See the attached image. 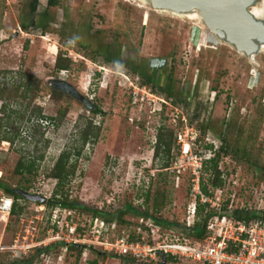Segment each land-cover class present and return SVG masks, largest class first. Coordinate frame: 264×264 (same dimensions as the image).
Returning <instances> with one entry per match:
<instances>
[{"label": "rangeland", "instance_id": "rangeland-1", "mask_svg": "<svg viewBox=\"0 0 264 264\" xmlns=\"http://www.w3.org/2000/svg\"><path fill=\"white\" fill-rule=\"evenodd\" d=\"M33 2L0 0V179L52 199L59 182L52 175L59 157L82 148L79 159L74 156L70 162L77 161L76 171L60 196L115 211V219L120 209L132 204L166 221L188 225L196 202L192 155L205 159L221 152L223 191L213 187L212 163L201 169L202 182L214 196L225 201L235 198L236 206L264 208V17L257 19L261 36L256 51L249 54L226 40L212 47L210 32L203 20L201 25L193 18L198 17L194 12L157 10L151 0H60L54 7L49 0H39L34 16L39 26L26 30L23 23L30 20ZM261 3L253 0L249 10ZM196 25L202 34L195 46ZM108 54L133 59L150 73L152 60H166L160 66V85L145 83L120 60L107 61ZM59 57L69 64L65 73L57 67ZM258 74L259 82L251 86ZM54 80L61 83L54 85ZM169 84L174 85L173 97L162 91ZM89 122L99 127V137L83 145ZM162 132L164 139L173 138L172 150L157 157ZM182 133L194 138L199 134L189 141V155L184 154L185 143H179ZM21 161H35L38 170L32 175L20 173ZM2 194L6 193L0 188ZM156 198L162 207L158 212ZM19 204L20 217L2 221L0 214V244L19 241L16 251L0 253L4 264L27 260L37 248L57 244L49 241L55 208L48 201L40 205L28 198ZM71 211L70 218L82 233V256L63 244L43 253L34 264L95 260L143 264L126 261L108 251L105 243L132 233L153 244L180 235L132 214L125 217L133 222L129 226L109 223L93 212ZM69 213L58 211L63 224ZM158 260L144 264H161ZM168 264L196 263L169 260Z\"/></svg>", "mask_w": 264, "mask_h": 264}, {"label": "built area", "instance_id": "built-area-1", "mask_svg": "<svg viewBox=\"0 0 264 264\" xmlns=\"http://www.w3.org/2000/svg\"><path fill=\"white\" fill-rule=\"evenodd\" d=\"M66 71L63 70L62 73ZM192 133L195 132L193 131ZM198 135L196 133L197 138H194L189 133L180 134L179 143H185L184 154H190L191 144L189 141L191 139L197 140ZM192 159L194 161L193 181L196 202L192 204L193 208L190 210L191 218L188 226L194 225L196 221L195 216L197 215L198 202L210 204L218 212V215L211 220L208 226V236L203 241L193 242L184 234H180L175 240L172 239L171 241L164 242L154 240L156 244H153L145 236H142L137 241H132L130 235H123L115 243L106 242L105 248L108 251L114 250L120 256H131L143 264L147 262L156 263L158 259L159 262H162L164 256L196 264H264V218L252 220H248L247 218L237 219V207L231 206L228 210H225V200L221 196L205 194L202 190L201 169H203L205 161H207L206 159L212 158L204 159L202 156L192 155ZM222 191L223 188L218 189V192ZM14 204L15 198L13 196L8 194L0 196V214L2 218L8 217L9 219L12 215ZM249 209L252 211L257 210L258 213L264 210L260 206H252ZM62 210L60 207L55 208L56 218H54L53 227L49 230V241L58 243L63 240L66 246L71 244L83 245L81 244L82 233L79 231L80 228L70 218L72 211L70 210L69 216H67L63 224L60 221V214H58V211ZM18 242L12 246L0 244V253L4 251H16L19 248Z\"/></svg>", "mask_w": 264, "mask_h": 264}, {"label": "trees", "instance_id": "trees-1", "mask_svg": "<svg viewBox=\"0 0 264 264\" xmlns=\"http://www.w3.org/2000/svg\"><path fill=\"white\" fill-rule=\"evenodd\" d=\"M60 0H49V6L54 7L58 5V2ZM38 4H39V0H34L33 4H32V10H31V14H30V20H27L23 23V27L28 30L30 29V27L33 26H39V23L34 19V16L37 15L38 13ZM44 16H46L48 13L45 12L43 14ZM61 57L58 58L57 60V67L59 70L63 71V70H67L69 69V64H64L63 62H61ZM106 60L107 61H112V60H120L121 62H124L127 66H129L135 73H140L143 76V79L145 81V83H150V84H154V86H159L160 85V79H157V72L155 73H150L148 70H142L139 66L136 65V61L133 59H128L127 61L122 58L120 55L117 56H110L109 54L106 55ZM162 91L164 93H166L169 97H173L174 96V89L171 86L168 87H163ZM100 110L97 109L96 113H99ZM92 123L89 122V125L87 127H85V130L83 131V137H82V141H83V145H85L90 138L94 139L93 141H97L98 137H99V127L98 126H91ZM163 129V128H162ZM9 138L7 136H5L4 138H2V140L6 141ZM172 140L173 138H170V140H166L164 139V134L163 132L159 134V139L157 141V151H156V155L157 157L160 156L162 154V151L170 154L171 150H172ZM211 148H214V146H210ZM222 150H225V147L223 146L221 148ZM82 148H74L72 151H65L61 154V156L59 157L54 169H53V177L58 179V184L54 193V197L52 199L48 200V204L54 208L56 207H60L62 209H67V210H81V211H89V212H93L97 215H99L98 218H103L105 219L107 222H114L116 221V223H120L123 224L125 223L126 225L131 226L133 224V222H129L125 219V217L128 214H132L134 216L140 217L141 219H148V220H152L155 224L164 227V228H169V229H175L179 232V234H184L187 238H189L190 240H192L193 242H199V241H203L209 233L208 230V226L211 222L212 219H214L217 215L218 212L211 207L210 204H202L200 201L198 202V206H197V215L199 216V218L195 221L194 225L192 226H188L186 224L181 225L177 222H169L166 221L162 218H160L159 216L155 215L154 213H150L149 210H145L142 211L138 208H136L134 205L132 204H128L125 208H122L119 210V218L115 219L116 216V212H104L105 210H99L97 208H93L91 206H88L87 204L83 203V202H79L77 200H71L68 196L67 197H63L60 196V192L62 190V188L64 187V185L69 181V178L74 175L75 171H76V167H77V161L76 163H74L73 165H70V162L72 161V158L75 156L76 159L78 160L79 157L82 155ZM221 157V152H217L216 156L212 159H210L209 161H205V167L209 168V165L212 163V169L214 170V175L215 176V180L213 182V187L218 190L221 188H224L226 185V181L223 178V173L222 171L219 169V158ZM166 167H168V164H165ZM38 170V166L36 164L35 161H21L20 165L18 167V171L20 173H29L30 175L36 173V171ZM0 188L8 195L13 196L15 199V204H14V208H13V212L12 215L16 216V217H20L23 211L22 206L19 204V200L23 199V198H27L25 196V193H29L27 192V188H15L13 186H10L8 184H6L2 179H0ZM202 190L205 194L208 195H213L214 196V192L212 190H210L208 188L207 185H205L204 182H202ZM258 191V190H257ZM257 194V192L255 193ZM257 196V195H256ZM40 205H42L43 203L38 202ZM231 206L237 207V211H236V217L237 219H244L247 218L248 220H252L255 218H264V210H262L260 213H258L257 210H250L249 206H236L235 205V198H228L225 202H224V208L225 210H228ZM154 209L158 212L162 209L161 207V203L159 201V199L156 198L155 200V204H154ZM143 223V222H142ZM141 226H144V224H141ZM149 232L152 231V229L147 228ZM123 236V235H122ZM141 235H136L135 233L130 234V239L132 241H137L141 238ZM66 243L60 242L51 246H47V247H42V248H37L35 250V252L33 254H31V256H29V258L27 260H16L14 261L12 264H34V262L36 260H38L40 258V256L45 253V252H49L52 250V248L58 246V245H63ZM67 248H71L73 250H77L78 251V257L80 258L82 256L83 251L81 250L82 246L78 245V244H71L68 245ZM0 258H1V254H0ZM124 258H126V261H131V262H136L138 260L132 258L131 256H124ZM169 260L172 261H181L180 259H176L174 257H170L168 256ZM0 264H4V259L1 258V262ZM93 264H98V261L95 260L93 262Z\"/></svg>", "mask_w": 264, "mask_h": 264}, {"label": "water", "instance_id": "water-1", "mask_svg": "<svg viewBox=\"0 0 264 264\" xmlns=\"http://www.w3.org/2000/svg\"><path fill=\"white\" fill-rule=\"evenodd\" d=\"M152 5L159 10H170L179 13L197 11L210 32L209 40L217 46L221 40L233 44L241 52L252 54L257 49V40L261 36V26L249 6L253 0H151ZM202 28L195 26L192 42L198 44ZM159 59L152 60V65ZM166 64V60H162ZM59 81V82H58ZM65 81H62V83ZM61 83L54 80V85ZM32 201L47 203V198L40 194L25 193ZM164 256L161 264H168Z\"/></svg>", "mask_w": 264, "mask_h": 264}, {"label": "flooded vegetation", "instance_id": "flooded-vegetation-1", "mask_svg": "<svg viewBox=\"0 0 264 264\" xmlns=\"http://www.w3.org/2000/svg\"><path fill=\"white\" fill-rule=\"evenodd\" d=\"M261 4H264V0H262V3ZM254 8V7H253ZM253 8H252V10H253ZM256 17V16H255ZM204 22V21H203ZM196 26H198V25H196ZM203 26H206V24H205V22H204V25ZM193 33H194V29H193ZM193 33H192V38H193ZM195 46L196 45H198V44H195L194 42H192ZM221 42H219L218 43V45L220 44ZM217 45V46H218ZM212 47H216V46H213V45H211ZM108 53H109V51H108ZM163 65V62L161 61V60H158L156 63H155V65L153 66L152 65V63H151V66H152V72H151V74L152 73H155V72H157V79L156 80H158V79H160V77H159V74H160V72H161V68H160V66H162ZM139 66V65H138ZM140 67V66H139ZM163 67H164V65H163ZM141 68V67H140ZM136 74H138L139 76H142L140 73H136ZM254 77L255 76H253L252 77V79H251V83H250V85L251 86H254V84L256 83H258L259 82V80H260V75L258 74L255 78V80H253L254 79ZM154 85V84H153ZM169 86H171V87H173V89H174V85H170L169 84Z\"/></svg>", "mask_w": 264, "mask_h": 264}, {"label": "bare ground", "instance_id": "bare-ground-1", "mask_svg": "<svg viewBox=\"0 0 264 264\" xmlns=\"http://www.w3.org/2000/svg\"><path fill=\"white\" fill-rule=\"evenodd\" d=\"M157 10H159V9H157ZM173 12V11H172ZM195 13V14H193V16H198V17H193L194 19H197L198 21L197 22H199L201 25H202V17H201V15L199 14V12H197V11H192V12H189V13ZM252 12H253V14H254V16H256V18L257 19H260V18H262V17H264V4H260V5H257V6H255L254 8H253V10H252ZM173 13H175V14H183V13H179V12H173ZM191 16V15H190ZM203 26V25H202ZM205 29H207L205 26H203ZM208 30V29H207ZM207 32H209V31H207ZM264 46V45H263ZM6 219H8V217L7 218H3V220L2 221H4V220H6Z\"/></svg>", "mask_w": 264, "mask_h": 264}]
</instances>
